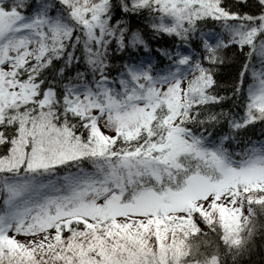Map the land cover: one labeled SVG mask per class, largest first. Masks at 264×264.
I'll use <instances>...</instances> for the list:
<instances>
[{
  "label": "snow or ice",
  "instance_id": "6c2138e0",
  "mask_svg": "<svg viewBox=\"0 0 264 264\" xmlns=\"http://www.w3.org/2000/svg\"><path fill=\"white\" fill-rule=\"evenodd\" d=\"M118 2L119 20L113 0H0V264H202L206 230L254 232L264 135L239 159L226 144L264 133V0ZM141 10L185 47L110 74L149 48Z\"/></svg>",
  "mask_w": 264,
  "mask_h": 264
},
{
  "label": "trees",
  "instance_id": "16d2710c",
  "mask_svg": "<svg viewBox=\"0 0 264 264\" xmlns=\"http://www.w3.org/2000/svg\"><path fill=\"white\" fill-rule=\"evenodd\" d=\"M32 4H36L37 0H31ZM53 7L50 11L54 15H59L62 13V9L59 6L58 0H52ZM235 7L243 10L248 7V5L235 3ZM35 8H30L28 11L33 12ZM118 12H123L118 0H113V16L115 19L119 20L120 15ZM127 24L130 28L138 29L142 34L143 38L148 42L149 48L146 50L144 46L138 48H131L127 53L121 51H115L112 53L111 65L108 69L110 74H115L120 66L125 62L128 64H139L141 62L149 63L147 59L148 54H151L152 61H155V66L158 68H163L168 65V58L161 52V49H172L174 51L182 50L185 45L178 43L177 40L169 35L156 34L154 35L152 29L150 28V23L153 22V17L149 14L147 10H141L139 12H132L127 15ZM218 27V26H217ZM226 56L232 55V49L225 50ZM127 57H132V59H127ZM253 61L255 63L256 57L254 56ZM60 63L57 62L56 68L53 72L58 71ZM80 70L84 71V67L81 64H76L73 71ZM67 71V69H65ZM235 71V63L225 62L223 66L220 67L218 78L222 84H228L231 82V77ZM86 76H91V70L86 72ZM226 89H221L225 91ZM264 133H261L259 127L249 128L246 131L238 135L236 141L226 144V147L232 152L236 159H239L241 154L247 149L248 144L253 140H260ZM212 238L209 243L205 246V250L209 253H219V263L220 264H235L238 260L239 264H264V235L256 237L255 245L250 250L247 251L245 257H231L230 253H227L228 245L219 241V233L211 232Z\"/></svg>",
  "mask_w": 264,
  "mask_h": 264
},
{
  "label": "clouds",
  "instance_id": "9594fccd",
  "mask_svg": "<svg viewBox=\"0 0 264 264\" xmlns=\"http://www.w3.org/2000/svg\"><path fill=\"white\" fill-rule=\"evenodd\" d=\"M247 214V213H246ZM255 228L254 232L250 235L248 229L245 228L242 233V239L239 245H228L227 253L231 254V257H245L247 251H250L254 245L257 236L264 235V209H257L256 216L254 217ZM252 227V225H249ZM212 255H215L219 261V253H209L205 250V246H201V254L194 258H198L202 264H207L208 258ZM235 264H239L237 260Z\"/></svg>",
  "mask_w": 264,
  "mask_h": 264
},
{
  "label": "rangeland",
  "instance_id": "374dc122",
  "mask_svg": "<svg viewBox=\"0 0 264 264\" xmlns=\"http://www.w3.org/2000/svg\"><path fill=\"white\" fill-rule=\"evenodd\" d=\"M36 11H37V9L35 8L33 12H30V14H35ZM254 66L257 67V68L260 67V61L258 60L257 57H256V60H255ZM206 232H207V235L202 237V238H204V239H206L208 241V240H210L212 238V235H211L212 230L208 229V230H206ZM219 241H221V243L223 242L222 240H219ZM218 264H220L219 261H218Z\"/></svg>",
  "mask_w": 264,
  "mask_h": 264
}]
</instances>
